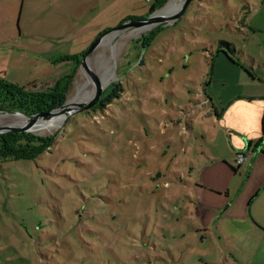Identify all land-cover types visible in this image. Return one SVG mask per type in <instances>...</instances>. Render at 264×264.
Masks as SVG:
<instances>
[{
	"label": "rangeland",
	"instance_id": "rangeland-1",
	"mask_svg": "<svg viewBox=\"0 0 264 264\" xmlns=\"http://www.w3.org/2000/svg\"><path fill=\"white\" fill-rule=\"evenodd\" d=\"M156 1L0 0L5 80L39 90L73 74L66 103L81 70L92 95L96 79L102 88L89 109L39 119L63 114L31 130L52 137L39 157L0 164V264H264V231L209 211V182H225L209 161V148L223 150L224 107L264 91V0H192L174 20L132 26L173 0ZM144 27L115 59L102 53ZM223 42L253 58L256 81Z\"/></svg>",
	"mask_w": 264,
	"mask_h": 264
},
{
	"label": "crops",
	"instance_id": "crops-1",
	"mask_svg": "<svg viewBox=\"0 0 264 264\" xmlns=\"http://www.w3.org/2000/svg\"><path fill=\"white\" fill-rule=\"evenodd\" d=\"M214 1L209 0L211 3ZM250 6L246 4L240 7L243 12L238 21L245 20L253 12L255 7ZM239 17L236 15V19ZM9 57V52L0 46L1 77L6 74ZM247 57L251 63L248 66L252 65L247 81L254 82L258 79L257 69H252L255 64L253 58L249 55ZM233 97L223 112V125L226 129V134L222 135L223 150L209 148V161L220 165L225 179L223 187L217 186L220 183L216 179L209 182V211L214 215L218 213V216L224 213L229 219L239 221L247 228L264 231V91L256 95ZM245 100L253 102L259 109L255 116L243 107ZM215 119L218 120V117L214 116ZM238 154H243L244 160L236 166L234 162ZM214 193L222 195L224 200L218 203ZM242 195L243 199H240Z\"/></svg>",
	"mask_w": 264,
	"mask_h": 264
},
{
	"label": "trees",
	"instance_id": "trees-1",
	"mask_svg": "<svg viewBox=\"0 0 264 264\" xmlns=\"http://www.w3.org/2000/svg\"><path fill=\"white\" fill-rule=\"evenodd\" d=\"M166 2L167 0H157L154 7H162ZM223 43L230 46L228 52L236 58L233 46ZM246 58L248 57L240 54L235 61L244 66L249 62ZM247 74L251 75L249 71ZM72 85L73 74L57 80L52 86L39 90L34 85L31 88L19 86L0 76V110L32 116L36 113L57 109L66 102ZM119 90V84L113 86L112 94L105 98L107 103L118 98L117 91ZM51 142V136H38L26 131L0 133V164L17 160H34L51 146Z\"/></svg>",
	"mask_w": 264,
	"mask_h": 264
},
{
	"label": "bare ground",
	"instance_id": "bare-ground-1",
	"mask_svg": "<svg viewBox=\"0 0 264 264\" xmlns=\"http://www.w3.org/2000/svg\"><path fill=\"white\" fill-rule=\"evenodd\" d=\"M182 1L183 0H173L172 2L167 4V6H165L162 10H160L157 14L161 17H169V16L174 15L178 11ZM145 28L146 27L141 28V29L139 28V29L133 30L129 33H125L122 36L120 35L122 38L118 39L116 41H112V43L106 48V51L102 50L103 51L102 53H105L107 55V57H109L110 60L115 59V57L120 53V50H121L122 46L124 45V42L127 39H130L132 36L138 35L142 31H144ZM116 37H117V35L113 34V36L111 38L115 39ZM109 40H111V39H109ZM109 40L104 38L103 44L105 45V43H107V41H109ZM97 55H98V51H97V54L96 55L93 54L89 58V60H91L92 57L96 58ZM76 76H77L76 82H77V86H78L77 94L67 101L65 107L61 110L62 113L74 109L77 104H80V103L86 101L87 99H89L92 96V93L94 90L92 84L89 83V84H87L88 86L86 85L87 81L89 80L88 76L84 73L83 70H81L79 72V75H76ZM97 76L99 78L100 83H102L103 85H107L109 83L111 73H109V72L108 73H100V74L98 73ZM62 113L59 116H56L55 118H53L52 122H49V123H45L44 121L38 120L37 121L38 127L40 128L42 126L43 128H45L47 130H51L53 127H56L61 122V119L63 118ZM0 123H3L4 125L24 124L25 120H24V118H22L19 115H5V116L0 117ZM37 124H36V126H37ZM42 127L39 130L41 132L45 131Z\"/></svg>",
	"mask_w": 264,
	"mask_h": 264
},
{
	"label": "water",
	"instance_id": "water-1",
	"mask_svg": "<svg viewBox=\"0 0 264 264\" xmlns=\"http://www.w3.org/2000/svg\"><path fill=\"white\" fill-rule=\"evenodd\" d=\"M190 1H192V0H183L181 2V5H180L178 11L172 16H169V17L158 16V17H154V18H147L146 20L139 21L137 23H131V25L134 26V27H137V26H143V25L150 24V23H153V22H158V21L174 20V19H176L177 17H179L183 13V11L187 7V5L190 3ZM122 27H124V25H121V26H119V27H117L115 29H120ZM98 44H99V42L96 44V46ZM95 47L92 50H90L89 52H87L85 54V56L90 54L95 49ZM84 58L85 57H83V59L81 61L82 65L84 64ZM96 83H97V85H96V91H95L94 95H92L86 101L80 103L76 110H70V111L64 112L63 114H65L66 116H70V115L76 113L77 111L89 109L92 106H94L96 103H98L100 95L102 93V88L100 87L99 82H98L97 79H96ZM65 103L61 107H59L57 109H53V110H50V111H47V112L36 113V114H34L32 116H25L27 118V121L24 124L2 125V126H0V133L9 132V131H12V132H23V131L31 132V130H33V128L37 124V121L40 118H43V117L44 118H51L54 115V113L58 112L59 109H62V108L65 107ZM0 114H2V115H15L16 113L4 112V111L0 110Z\"/></svg>",
	"mask_w": 264,
	"mask_h": 264
},
{
	"label": "built area",
	"instance_id": "built-area-1",
	"mask_svg": "<svg viewBox=\"0 0 264 264\" xmlns=\"http://www.w3.org/2000/svg\"><path fill=\"white\" fill-rule=\"evenodd\" d=\"M244 160V155L243 154H238L235 158V165H239L242 161ZM264 229V227H263Z\"/></svg>",
	"mask_w": 264,
	"mask_h": 264
}]
</instances>
